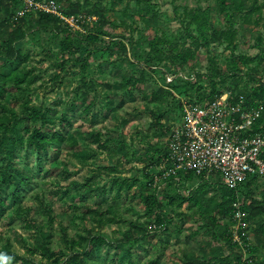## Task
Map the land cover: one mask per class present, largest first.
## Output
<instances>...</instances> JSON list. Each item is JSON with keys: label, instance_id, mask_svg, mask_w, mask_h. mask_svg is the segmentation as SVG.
<instances>
[{"label": "rangeland", "instance_id": "374dc122", "mask_svg": "<svg viewBox=\"0 0 264 264\" xmlns=\"http://www.w3.org/2000/svg\"><path fill=\"white\" fill-rule=\"evenodd\" d=\"M240 1L244 5L241 11L236 10L235 4L228 2L223 6L218 0H57L61 8L77 7L76 13L84 22L78 29L82 33L89 32L98 15L103 14L113 24L111 32L118 36L111 41L105 38L103 40L106 42L95 45L86 43L80 37L73 38V47L77 48L65 53L61 51L57 36L48 31H33L27 23L29 18L25 17V24L22 25L25 36L15 43L23 60L15 72L21 75L24 71L28 75L25 82L20 84L21 90L12 81L8 82L1 91L0 103L14 108L18 113L23 101L32 106L43 105L56 112L55 116L73 104L75 113L71 117L72 125L66 131L57 122L55 125L64 136L72 134L75 141L60 145L55 163L48 161L41 165L39 175L35 176L31 185L32 190H27L16 204L18 210L14 205L1 219V253L9 249L10 254L28 256L26 249L38 238L35 228L50 233L48 243L53 250L68 254L62 230L69 237L92 233L114 242L123 237L132 223H139L145 226L150 235L124 247L125 250L130 249L133 264H182L185 253L190 249H195L199 255L197 247L209 238L210 233H201L194 239L186 240L207 219L193 201L175 202L168 208L160 200L170 220L167 230L155 229L153 224H148L149 218L144 215L139 203V194L153 192L148 191L143 175L146 169L143 168L154 156L155 149L165 147L170 130L180 121L176 100L181 103L185 99L181 93L182 87H177L173 96L165 94L163 100L149 103L143 100V96L148 97L152 92L154 83L150 78L142 88L143 95L134 93V98L127 94L122 80L123 74L133 67L132 55L148 57V53L151 55V44L156 41L192 47V39L188 36L191 34L204 36L207 43L195 52L194 61L181 71L185 76L196 79L195 73L208 75L212 68L220 69L228 79V85L224 87L231 89L233 95L263 81L264 0ZM252 8L258 10L251 12ZM18 10L15 11L17 15ZM145 11L149 13L145 14ZM193 15L197 19L192 18ZM85 24L87 27H84ZM228 31L234 34L232 44L228 43L225 35ZM214 35L219 39L212 40ZM258 39L261 41L259 44ZM87 51L92 52L90 57H87ZM245 55L246 63L240 58ZM4 62V52H0V75H6L10 70V65ZM82 62L85 63L84 68ZM169 65L173 70H179L177 63ZM157 83L164 85L160 79ZM89 85L93 90L89 89ZM205 85L206 82H201L197 86ZM83 92H88L92 100L89 114L82 113ZM156 115H160L163 127H168L169 131L153 125ZM97 133L105 149L97 147L94 139ZM18 158L21 159L20 156ZM103 167L115 168L116 171L110 173ZM86 178L95 182V188L98 185L108 187L114 179L125 184L133 178L138 181L128 193L123 190L120 198L115 199L112 193L106 202L97 206L99 196L75 198V195L83 194ZM72 184L78 186L73 192L77 193L69 199L65 198L62 195ZM200 184L196 179L184 183L167 182L155 193L163 199L161 192L167 190L185 199ZM214 194L207 190L200 203L205 206ZM254 196L260 198L258 193ZM107 204L114 206L116 219L113 223L98 226L94 221L82 220V214L88 209L98 207H101L103 217H112ZM45 205L49 207V214ZM259 219L264 221V216ZM257 239L260 243L255 249V259L264 262L263 236L253 237L251 241L254 245ZM224 252L228 258L230 253L226 249ZM114 253L119 251L104 246L91 262L117 264L112 261ZM36 260L45 262L38 257ZM0 264H4L2 257Z\"/></svg>", "mask_w": 264, "mask_h": 264}, {"label": "trees", "instance_id": "16d2710c", "mask_svg": "<svg viewBox=\"0 0 264 264\" xmlns=\"http://www.w3.org/2000/svg\"><path fill=\"white\" fill-rule=\"evenodd\" d=\"M53 1L58 4L57 0ZM218 2L223 6H226L228 2L235 4L236 10L240 11L244 8L243 2L240 0H218ZM19 6L20 0H0V52H4V64L10 65L9 72L6 75H0V95L4 86L10 81L13 82L17 89L21 90L20 84L25 82V78L28 75L24 71L21 75L15 72L19 67V63L23 60L20 57L19 50L15 48V43L25 36L22 30V25L26 21L25 17L29 18L27 23L33 31H48L57 36L63 53L77 48V46L73 47V38L80 37L86 43L95 45L104 42L105 40L103 39L105 38L111 41L118 37L111 32L113 29L112 22L103 14L98 15L89 32L82 33L78 29L69 28L68 25L62 24L52 14L37 12L36 14L19 16L15 14L16 9L20 8ZM75 6L78 5L76 4ZM257 10L258 8H252L251 12ZM61 11L65 15L77 14V7L70 9L61 8ZM147 13L149 11H145V14ZM192 18L197 19L196 15H193ZM31 21L35 22L31 23ZM84 27H87V25L85 24ZM225 35L228 43L232 44L233 32L228 31ZM188 36L192 39V47H186L183 44L180 46L167 41H156L152 42L151 55L148 53V57L138 58V55H132L133 67L128 69L129 72L127 74H123L124 78L122 80L127 87V94L132 98H134V93L143 95L142 88L149 78L154 83L152 92L148 97L143 96V100L149 103L163 100L165 94L173 96V91L177 90V87H182L181 93H183L186 100H195L197 103L210 101L224 91L232 92L231 89L224 87V85H228V79L224 71L220 69L212 68L208 75L195 73L196 79H192L193 76L190 78L182 74L181 71L194 61L195 52L204 43H207L204 36L196 37L191 34ZM211 39L215 40L219 39V37L214 35ZM260 42V39H258V44ZM91 54L92 52L87 51V57H90ZM240 58L242 62L246 63V55ZM173 63H177L179 70L175 71L171 68L169 64ZM84 67L85 63L82 62V68ZM124 72H126V69ZM166 74L172 77L169 83L165 81ZM158 79L164 85H159L157 83ZM201 82H206V85L204 87L197 86ZM89 89L93 90L92 86L89 85ZM234 93H237L235 94L237 96L242 95L246 105L255 107L261 104L263 106L261 119L258 123L264 128V80L257 82L254 86L252 85L250 89L239 90V92ZM81 96H83L82 113L89 114L90 106L92 105L90 94L83 92ZM176 103L180 118V100L177 99ZM20 105V112L18 113L14 108H9L0 103V221L10 208L21 201L27 190H32L31 185L35 176L39 175L41 165L48 161L55 163L59 155L60 145L75 141L72 134H68L67 137L64 136L60 130L56 129L55 125L57 122L59 127L65 131L68 126L72 125L71 117L75 113L73 104L66 106L65 111L58 116H55L56 112L52 109L43 105L32 106L25 101ZM68 112L70 113L68 114ZM93 118H96L95 114ZM154 118L153 125L156 128L169 131L168 127H163L160 115H156ZM94 139L98 148L105 149L104 143L100 142L99 133L94 135ZM164 146L162 149L157 148L154 150V156L149 159L147 166L143 168L146 169L143 175L144 179H146L148 191H153L147 194H139V203L142 205L144 215L149 218L148 224H153L155 229L162 228V230H167L170 220H168L169 218L161 201H164L170 208L176 204L175 202L191 200L196 207L203 211L207 219L203 224L195 228L187 236L186 240L194 239L201 233H210V236L197 247L199 255L195 253V249L188 250L183 257L182 264H264L263 261L257 262V259H255V249L257 244L260 243L259 239L256 240V245L251 241L253 237L259 238L263 236L264 242V221L259 219L264 216V179L248 178L241 183L237 190L227 189L218 174H212L210 178L206 179L204 176H197V174L190 171L185 173L177 172L176 176H167L155 182V176H160L161 173L159 165L167 156L166 143ZM19 156L21 159L18 158ZM103 169L110 171V173H115L114 171H116L115 168L110 169V167H103ZM93 179L95 180L96 178L94 177ZM193 179L200 181L201 184L191 190L185 199L181 198L177 193L170 194L167 190L161 192L163 199L159 198L155 193L157 188H160L163 183H184V181H192ZM137 181L136 178H133L125 184V182L118 183L114 179L108 187L106 185H98L95 188V182L90 180V178H86L83 185V194H77L75 198L89 199L92 196H99L100 201L97 206H101L112 193L115 199L121 197L123 190L128 193ZM77 189L78 186L72 184L69 188H66L62 196L69 199L71 195L77 193V191L73 193ZM207 190H211L215 194L206 201L207 204L204 206L200 202L205 198ZM255 193H258L260 198H256L254 196ZM235 202L240 203V212L244 213L242 218L244 224L238 228L242 245L232 241L231 228L235 225V211L232 205ZM45 206V210L49 214V207ZM15 207L18 210L17 205ZM106 208L112 217H103V213L100 211L101 207H98L94 210L88 209L85 214L81 213L82 220L94 221L98 226L113 223L114 219H116L114 206L107 204ZM48 217L50 216L48 215ZM35 229L38 231V238L30 248L26 249L28 256L10 254L9 249H4L3 253L0 251V257L3 258L4 264H14V262L16 264H92L93 257L104 246L108 249L119 251V253H114L112 256L114 263L133 264L130 259V249L125 250L124 247L133 241H140L150 235V232L145 230V226L139 223H132L124 232L123 237L114 242L108 241L100 234L92 233H88L85 236L69 237L62 230L63 242L68 251V254H65L62 250H53L50 247L48 243V239L51 236L50 233H45L38 228ZM249 230L251 231L249 232ZM225 249L230 253L228 258L225 257ZM243 252H246V260L244 261L242 259ZM36 257L39 260L44 259L45 262H38ZM149 264H157V262H150Z\"/></svg>", "mask_w": 264, "mask_h": 264}, {"label": "built area", "instance_id": "2783aa9c", "mask_svg": "<svg viewBox=\"0 0 264 264\" xmlns=\"http://www.w3.org/2000/svg\"><path fill=\"white\" fill-rule=\"evenodd\" d=\"M19 7V16L44 12L73 29H79L83 23L78 14H63L53 0H20ZM171 79L165 75L167 83ZM262 111L261 104L246 105L242 95L230 91L204 103L182 99L181 121L170 131L167 156L159 165L160 176H155L154 181L176 176L177 172L190 171L206 179L218 174L227 189L237 190L248 178L264 179V128L258 123ZM232 206L235 211L232 241L242 245L238 228L244 224V213L240 212L239 202ZM245 257L243 252V261Z\"/></svg>", "mask_w": 264, "mask_h": 264}]
</instances>
